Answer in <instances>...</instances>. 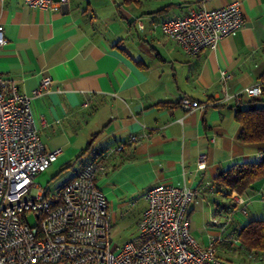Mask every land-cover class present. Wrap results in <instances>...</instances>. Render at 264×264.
I'll return each mask as SVG.
<instances>
[{
    "label": "crops",
    "instance_id": "obj_1",
    "mask_svg": "<svg viewBox=\"0 0 264 264\" xmlns=\"http://www.w3.org/2000/svg\"><path fill=\"white\" fill-rule=\"evenodd\" d=\"M233 1L239 2L244 25L215 49L188 55L160 30L167 17ZM0 24L7 39L0 48L1 74L28 94L44 76L51 80L48 92L32 99L31 109L46 149H61L52 163L66 171L54 188L96 151L123 143L97 176L102 185L96 179L108 210L107 189L117 198L139 190L145 202L150 186L170 184L196 192L187 212L192 235L201 230L194 215L213 224L243 204L244 214L264 219V212L250 214L245 208L264 205V178L238 194L243 204L233 199L235 191L226 194L214 183L219 170L255 161L259 151L239 140L234 101L223 97L258 84L264 71V0H67L55 11L27 6L24 0H0ZM184 97L201 107L184 110ZM132 136L136 139L128 142ZM201 154L205 166L198 168Z\"/></svg>",
    "mask_w": 264,
    "mask_h": 264
},
{
    "label": "built area",
    "instance_id": "obj_2",
    "mask_svg": "<svg viewBox=\"0 0 264 264\" xmlns=\"http://www.w3.org/2000/svg\"><path fill=\"white\" fill-rule=\"evenodd\" d=\"M66 2L24 0L27 6L53 11ZM243 25L239 2L233 1L167 17L160 30L186 54L196 55L204 48L215 49ZM6 43L0 24V48ZM225 75L221 71L223 82ZM50 81L44 76L30 94L22 93L0 72V264H229L217 255V238L201 245L191 234L187 212L196 192L185 185L150 186L137 222L138 235L112 249L108 201L96 179L106 171L111 154L123 150V143L96 154L52 193L34 182L61 151L46 149L31 109L32 99L48 92ZM260 94L256 84L233 95L225 93L223 101L233 99L239 105L243 96ZM180 106L193 111L201 104L184 97ZM39 120L45 123L42 116ZM262 156L257 152L256 161ZM205 158L198 157V168L205 166ZM233 199L244 203L236 193ZM30 216L36 218L34 224Z\"/></svg>",
    "mask_w": 264,
    "mask_h": 264
},
{
    "label": "rangeland",
    "instance_id": "obj_3",
    "mask_svg": "<svg viewBox=\"0 0 264 264\" xmlns=\"http://www.w3.org/2000/svg\"><path fill=\"white\" fill-rule=\"evenodd\" d=\"M88 153H86V155ZM82 155L79 158H81ZM59 169L60 166L57 163H51L45 171L35 176L34 182L43 187L45 186L48 192H54L56 190L54 187L61 184V180L64 176L63 174L66 171L63 170L61 172ZM97 180L99 181V183L97 181L98 185H102L103 182H101L98 177ZM115 184L119 186L118 183ZM110 188L113 189L114 185H111ZM106 193L110 202L109 211L112 212L110 217V236L112 241L111 247L114 250L138 235L137 219L139 212L145 206V202L141 199V192L139 190H133V192L129 191L124 196L118 198L111 189H107ZM117 195H119L118 192ZM242 207H244V204L235 207L236 210L231 211V215L229 214L225 219L216 217L214 220L215 223L213 224L206 223V221L202 220V216L199 217L198 215H194L191 219L195 227L201 230H198L197 233H193V236L201 245H203V241H206L210 237L217 238V242L215 243L217 255L229 264H264V251L248 252L241 244L237 243V245H235V239L238 238L237 235L234 234L236 222L238 221L237 223L242 226L246 221L252 219L249 215L244 214L241 210ZM245 208L250 214H256L257 212L259 214L261 211L264 212V209H262L264 205L260 202L253 203L252 205L248 204ZM200 214H202V212ZM29 221L31 224H34L36 218L30 216Z\"/></svg>",
    "mask_w": 264,
    "mask_h": 264
},
{
    "label": "trees",
    "instance_id": "obj_4",
    "mask_svg": "<svg viewBox=\"0 0 264 264\" xmlns=\"http://www.w3.org/2000/svg\"><path fill=\"white\" fill-rule=\"evenodd\" d=\"M122 3L139 4L140 0H122ZM258 84L261 94L247 97L239 105H234V119L239 125L237 133L239 140L252 144L259 150L258 152L264 154V71L259 76ZM87 150H82L77 155V159ZM103 150L96 151L94 156ZM262 178H264V156L260 161L233 163L219 170L214 183L226 194L230 195L233 191L242 194ZM237 237L240 244L248 251H264V219L253 218L246 221L239 228Z\"/></svg>",
    "mask_w": 264,
    "mask_h": 264
}]
</instances>
